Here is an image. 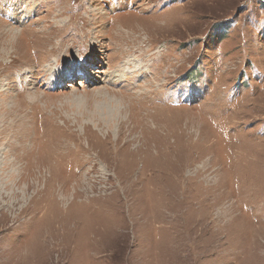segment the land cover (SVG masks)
<instances>
[{"label": "rangeland", "instance_id": "1", "mask_svg": "<svg viewBox=\"0 0 264 264\" xmlns=\"http://www.w3.org/2000/svg\"><path fill=\"white\" fill-rule=\"evenodd\" d=\"M0 264H264V0H0Z\"/></svg>", "mask_w": 264, "mask_h": 264}, {"label": "bare ground", "instance_id": "2", "mask_svg": "<svg viewBox=\"0 0 264 264\" xmlns=\"http://www.w3.org/2000/svg\"><path fill=\"white\" fill-rule=\"evenodd\" d=\"M40 17H42V16H40ZM73 44H72V46H73ZM79 51H80V49H79ZM142 55L144 56V59H145L144 61H147V63L144 62L145 63L144 64L145 68L143 69V67H141L142 68V71H143L142 73L133 72L134 69L132 68V65H134V66L136 65L137 67H140L139 64L143 63L141 61H137L136 59H131V57H134V56H128V55H125L123 53H117L116 56H115V58L113 57V60L114 61L112 62V65H110V64H108L106 62L108 64V66L115 67V69H116V70H113V72H112V74L110 76V79H111L112 83H117L119 80H121L122 83L120 85H122L124 88H127L130 85V88L129 89H126L130 93H132L133 92V89H135L137 87V89H144V91L146 93L145 95H149L152 92V84L149 87L148 86V81H146L145 79H152V61L149 60L151 55H146V54H142ZM120 60H122V62H120ZM121 65L123 66V69H122L123 71L120 72V74H118L117 68H119ZM128 65H131V67H129ZM146 66H147V68H146ZM89 67H90V63L88 64V66H85L83 68H80L79 66L76 65L74 67L75 73L73 74V76H76V72L79 69H81L84 72L85 76H87L88 81L91 82L92 81V78L94 76V71L91 74L90 71H92V70ZM149 67H151L150 72L148 73L147 76H144L145 73L147 72V69ZM66 73L67 74H70V72H68L67 70H66ZM128 74H131L132 76L131 75H128ZM133 74H134V76H133ZM52 76H54V75H52ZM113 76H118L117 77V80H113L112 79ZM138 81H139V84H137ZM69 84L71 86V85H73V82L70 81L67 84V86H69ZM113 85H116V84H113Z\"/></svg>", "mask_w": 264, "mask_h": 264}]
</instances>
